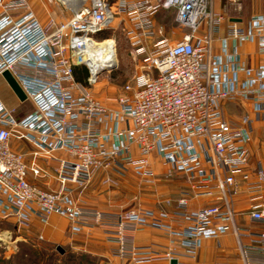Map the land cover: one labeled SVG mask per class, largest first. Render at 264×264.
Here are the masks:
<instances>
[{
    "label": "built area",
    "instance_id": "1",
    "mask_svg": "<svg viewBox=\"0 0 264 264\" xmlns=\"http://www.w3.org/2000/svg\"><path fill=\"white\" fill-rule=\"evenodd\" d=\"M40 1L67 6L63 0ZM84 1L70 19L42 25L28 0H0V77L10 72L33 105L18 119L0 98V220L29 229L35 219L46 226L59 216L69 222L72 236L99 226L117 244L115 254L135 263L194 259L204 240L232 231L243 264H264V204L251 207L252 220L262 228L253 234L235 225L228 201L238 193L237 177L248 178L250 133L228 122L223 110L225 103L252 100L255 111L264 112V61L247 67L240 52L244 44L257 43L264 56V16H254L246 27L229 23L217 54L215 35L226 18L216 13L214 0ZM241 1L229 0L232 6ZM161 11H173L175 23L185 30L175 44L164 36V27H156ZM118 19L143 59V72L108 107L87 86L95 82L87 58L97 37ZM150 40H157L152 51L146 45ZM82 68L89 73L84 83L76 79ZM244 122H250L248 117ZM22 143L33 147L30 162ZM152 155L168 166L166 179L183 174L193 198L217 203L188 212L189 198H181L178 207L189 225L174 229L165 213L156 216L139 207L110 223L101 213L87 214L75 200L76 191L83 193L98 174L114 168L129 167L142 185L155 186ZM29 175L55 181L58 188L42 190ZM257 177L253 188L260 191L264 171ZM103 184L114 188L119 182L105 178ZM130 227L165 231L181 240L179 252L129 245Z\"/></svg>",
    "mask_w": 264,
    "mask_h": 264
},
{
    "label": "crops",
    "instance_id": "2",
    "mask_svg": "<svg viewBox=\"0 0 264 264\" xmlns=\"http://www.w3.org/2000/svg\"><path fill=\"white\" fill-rule=\"evenodd\" d=\"M28 2L42 25H46L50 19L61 22L59 21V14L54 8V11L53 9L50 10V7L45 6L40 0H28ZM214 10L216 13L224 14L226 18L221 29L215 35L216 43L214 52L219 54L221 44L218 39H223L225 37L228 24L237 23L242 27H246L254 16H264V0H242L237 6H232L229 0H214ZM162 12L165 11H161L156 15L155 24L157 28L161 26L164 27V36L169 38L172 43L170 38L172 32L170 29L171 24L169 27L159 19ZM174 26L175 28L172 35H177L176 37L180 40L185 30L177 26L175 19ZM156 41L157 40H150L146 43L149 50L153 49V44ZM240 52L242 60L247 67L257 68L264 61V56L260 55L258 52L257 43L244 44ZM79 71L80 69H77L76 78L77 76L80 77ZM240 78L244 80L245 75L241 74ZM3 98L2 101L4 104L10 110L16 111L18 119L24 118L33 111L28 110L29 108L33 109V105L30 102H18L13 96L11 97V95L8 97L4 96ZM16 103H19L18 106L20 107L16 108ZM223 110L224 117L228 122L247 129L251 137L248 145L251 157L249 165L245 169V175L248 176V178L244 176L237 177L239 184L238 193L235 196L229 197V207L234 212L235 225L238 228L249 230L253 234H259L262 228L258 223L252 220L250 210L254 205L264 204V185L260 191L254 190L253 188L258 183V171H264V112H256L252 100L225 103L223 105ZM246 117H248L250 122H244ZM19 147L21 151L28 155L27 160L30 162L32 159L30 155L33 151V147L27 143L20 144ZM150 161L152 169L158 177V182L155 186H146L149 190L147 196L150 198L148 199L150 206L141 207L140 187L142 184L129 167H125L126 170L123 172H120V170H118L119 168H114L104 175H98L94 186H92L90 190H86L83 193H79V191L75 192V200H77L80 207L87 214L101 213L107 221H112L110 223L115 222L120 215L136 210L139 207L153 211L156 216L165 213L169 216V223L174 229L189 225V222L184 220L181 216L184 210L178 207V202L181 198H189L188 212H197L217 203L213 198H193L185 175L176 174L174 177L166 179L165 175L168 172V166L155 155L150 157ZM40 164L44 167L48 166L47 162L44 160H41ZM105 178L116 180L119 182V185L116 188L108 187L103 184ZM28 179L32 184L37 185L42 190L47 191L58 188V184L55 181L46 182L37 180L31 175H29ZM108 189H113L115 192L105 191ZM220 205L221 209L225 211V204L221 203ZM132 228L130 227V231L127 235V242L129 245L138 248H151L153 252L160 254L167 252L169 248L175 251H178L177 249L180 248L179 243L181 240L168 236L163 230L144 229L134 232ZM28 230L31 234L40 235L42 239H44V236H47L59 240L63 237L62 234L65 232L71 235L69 222L59 216H53L46 226L35 219ZM83 234H87L90 238L79 248L90 249L92 252L96 250L94 253L103 259L105 264H171V262L164 260L135 263L131 259L118 257L115 254V251L118 249L117 244L109 239L110 235L106 233L102 227L96 226L80 235ZM243 243L245 245H250L249 240L246 238L243 240ZM175 260H177L178 264H243L237 240L232 231L219 239L204 240L196 258L190 259L179 256L175 258ZM251 260L254 263L258 261L255 257H252ZM262 262L263 261L260 260V263Z\"/></svg>",
    "mask_w": 264,
    "mask_h": 264
},
{
    "label": "rangeland",
    "instance_id": "3",
    "mask_svg": "<svg viewBox=\"0 0 264 264\" xmlns=\"http://www.w3.org/2000/svg\"><path fill=\"white\" fill-rule=\"evenodd\" d=\"M86 1L89 3L90 0ZM110 2L113 3L115 0H110ZM47 7H50V10L55 9L61 22L70 19L72 9H75L69 5L64 6L61 4L48 5ZM159 19L168 26L171 24V27H169L172 31L170 36L172 44L178 42L177 35H172L175 28V13L173 11L162 12ZM122 24L121 20L118 19L112 28L97 37L98 42L108 41L112 44L114 65L101 70L92 85L87 84L93 96L108 107H114L124 86L132 83L134 77L143 72V59L136 56L135 47L124 34ZM79 74H87V78L89 76L85 68L80 69ZM9 95L19 102L2 77L0 78V97L2 99L4 96L8 97ZM18 104H15L16 108L20 107ZM28 110L32 111L33 109L29 108ZM118 170L123 172L126 169L119 168ZM108 171L110 172V170ZM108 171H102L98 175H104ZM95 180L87 190L94 186ZM186 180L189 183L187 177ZM140 189L141 207L150 206L148 200L150 198L147 196L148 187L142 185ZM105 191L115 192L113 189ZM5 234H9V239L5 238ZM62 236L59 240L47 236L41 239L40 235L31 234L28 229H19L13 220H0V264H74L75 262L76 264H105V261L94 253L96 250L92 252L90 249L79 248L86 240H89L90 237L87 234L73 237L65 232Z\"/></svg>",
    "mask_w": 264,
    "mask_h": 264
},
{
    "label": "bare ground",
    "instance_id": "4",
    "mask_svg": "<svg viewBox=\"0 0 264 264\" xmlns=\"http://www.w3.org/2000/svg\"><path fill=\"white\" fill-rule=\"evenodd\" d=\"M67 5L72 8L80 7L85 1L84 0H63ZM93 51L90 57L87 58L88 64L91 68L93 74V80L96 78L97 74L108 68V66L114 65V60L112 57V44L108 41L98 42L93 45ZM4 235V234H3ZM5 238L9 239V234H5Z\"/></svg>",
    "mask_w": 264,
    "mask_h": 264
},
{
    "label": "water",
    "instance_id": "5",
    "mask_svg": "<svg viewBox=\"0 0 264 264\" xmlns=\"http://www.w3.org/2000/svg\"><path fill=\"white\" fill-rule=\"evenodd\" d=\"M2 77L7 82L8 86L12 90V92L15 94V96L18 98V100L21 103H25L27 101V97L23 90L21 89L20 85L17 83L15 78L11 75L10 72H4ZM171 264H178L177 260H172Z\"/></svg>",
    "mask_w": 264,
    "mask_h": 264
},
{
    "label": "trees",
    "instance_id": "6",
    "mask_svg": "<svg viewBox=\"0 0 264 264\" xmlns=\"http://www.w3.org/2000/svg\"><path fill=\"white\" fill-rule=\"evenodd\" d=\"M79 72H80V71H79ZM81 75H82V77H81ZM81 75H80L81 78H80L79 76H77L76 79H77L78 81L84 83L85 80L87 79V74H81ZM63 257H65V256H63ZM74 264H76V262H75Z\"/></svg>",
    "mask_w": 264,
    "mask_h": 264
}]
</instances>
